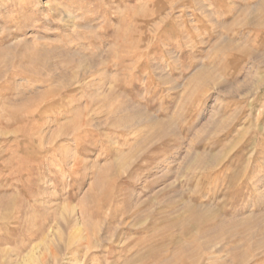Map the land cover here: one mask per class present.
Listing matches in <instances>:
<instances>
[{"label": "rangeland", "instance_id": "rangeland-1", "mask_svg": "<svg viewBox=\"0 0 264 264\" xmlns=\"http://www.w3.org/2000/svg\"><path fill=\"white\" fill-rule=\"evenodd\" d=\"M0 264H264V0H0Z\"/></svg>", "mask_w": 264, "mask_h": 264}, {"label": "bare ground", "instance_id": "bare-ground-1", "mask_svg": "<svg viewBox=\"0 0 264 264\" xmlns=\"http://www.w3.org/2000/svg\"><path fill=\"white\" fill-rule=\"evenodd\" d=\"M27 211V210H26Z\"/></svg>", "mask_w": 264, "mask_h": 264}]
</instances>
